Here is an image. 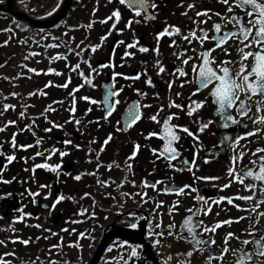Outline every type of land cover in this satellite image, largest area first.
I'll list each match as a JSON object with an SVG mask.
<instances>
[{
    "label": "snow or ice",
    "instance_id": "obj_1",
    "mask_svg": "<svg viewBox=\"0 0 264 264\" xmlns=\"http://www.w3.org/2000/svg\"><path fill=\"white\" fill-rule=\"evenodd\" d=\"M3 0H0L2 3ZM23 2V0H21ZM109 4L114 3L117 7L113 8L109 15H107L104 19L99 20L98 22L101 24H107L111 21V27L108 29L104 36L100 37L101 44L107 39L109 35L115 30L118 33H123L126 30H132L134 24L140 23H148L151 20L157 18L158 9L160 7L157 0H107ZM217 2L224 6L222 11L213 12L211 9H203L196 10L197 6L193 3H188L186 5V10L181 12L182 16H188V10L194 11V18L189 17L191 20L192 27L185 34L181 32V29L175 25H166L162 31H158L156 36L157 45L162 37L168 36L171 37L173 35H179L183 41H186L189 45L193 44V41H196L201 47H203L206 40L215 41V46L213 48L206 49L200 52L197 55H187L188 49H184L180 52H174L173 55L177 60L180 61L181 66L174 68L171 72L166 69L161 59H159V47L152 49V51L156 54V58L152 63L151 70L155 75L161 76L162 74H167L171 77L165 81L167 84V89L171 92L173 85L179 81L180 88H184L186 85H190L189 95L185 97V103H176L174 99L169 98L168 104L165 106L164 104L159 105L155 114L148 117V119L156 124H161V120L158 119L161 112L165 110V107L171 109L176 108L179 109L180 112H184L188 117H193L194 113H198L201 109H203L206 105L212 106L213 118L208 119L207 121L203 119H195L192 122L197 124V128L195 131L190 130L187 125H178L172 124L171 121L175 119H180V112H170L163 119L162 129L160 132H149L147 136H144L145 140H149L152 137H156L164 141L162 149H151L152 154L156 161L161 159L168 161L166 167L172 169L173 171H183V168H177L175 164L172 163L173 159H178L180 156L179 149L176 147V144L181 139L180 133H184L189 137H192L193 140L197 141V147L203 148L202 142L200 141V134L207 132L210 129V126L214 123L219 124L220 128L217 129V133L219 134L217 139V145H213L212 148L217 149V153H219L218 145L223 144L225 141H231V147L233 152L237 147L243 148L240 145L241 140H246L248 137L259 136L261 134L262 129L260 127H254L251 131H245L241 135H236L234 140H231V135H224L220 133V129L226 130L228 133L232 134L235 132V127L239 126L241 121L237 119V116L240 118L248 117L252 121L253 125H264V115H261V111L264 110V0H217ZM98 3V0H97ZM60 3H57L56 6L52 9L51 12H48L47 15L51 16L59 7ZM181 7H184L183 0L181 2ZM98 9L94 8L92 14L95 15V12ZM124 12H127V21L124 24L123 28H117V25L120 23ZM216 16L223 23H214L212 26L213 35H208V30L201 27V25L206 24L212 16ZM201 16L205 17V19H199ZM97 21H92L88 24V27L91 28L93 23ZM224 24H231L233 30L229 32L222 31ZM79 26H77L78 28ZM70 31H75L76 28H69ZM4 31H11L10 29H4ZM67 32L63 35L67 36ZM73 41L75 37L71 38ZM232 40L233 42H238L236 51L239 53V61L236 60H220L218 63L215 57L211 56V53L216 50V48H220L225 55H228V49L223 47V44L227 43L228 40ZM52 41V43H43L40 41ZM5 44L8 41L4 42ZM21 44H27V39H21ZM38 47L41 48H59L61 46L65 47L68 50V53L76 55L80 58V61L87 65L88 71L85 73L83 69H81L80 63L71 66V71L76 72L81 78L82 83L78 84L72 91L68 93L71 99V106L67 109L70 115L69 119L65 121L67 123H75L77 126L81 124L79 119H76L74 116L76 110V93L80 90V88L85 85L96 88L98 85L94 83L95 78L101 75V70L108 68L112 69L111 76L109 81L104 82L102 87L105 89L102 91L100 97H91V96H82L79 99L87 101L89 105L96 106L100 111L101 115L95 120V124L97 127H101L106 125L109 128H112L115 132H126L129 128L138 125V123L143 119L144 113L143 109H147L152 107L151 104L142 103L143 98L148 96V93L142 91L139 88L134 89L136 95L140 98L137 100L128 103L126 107L121 111V100L119 99L120 94L124 91V87L121 86L119 88L115 87L117 82L116 78L120 77L125 80H139L141 75L145 76L146 79L143 81L145 85L150 88H155L156 85L153 82L151 76L148 75L149 69L145 68L143 72L137 71L133 75H126L125 73H118L114 71L116 65L110 59L108 63L99 64L96 68L92 67V64L89 60H84L82 57V53L90 50L92 53L97 51V48L100 47V44H89L87 46L81 47L77 45V49H73L70 47L67 41H64L63 44L60 41V38L51 34L45 33L40 35L39 40H34ZM83 44V41H81ZM116 45H123L125 47V51L121 60L123 61L124 57H134L135 52L127 51V49L137 48L139 45L138 40H134L131 43H125L123 40L116 41ZM169 47H179L175 40H172L169 44ZM245 49H255L253 51H245ZM113 50V56H114ZM138 51L141 53H146L149 51L147 47L139 46ZM193 53H195V48L192 49ZM39 52H29L28 55L24 57V60H28L30 56H38ZM249 58L251 61L249 63ZM55 59H67V56H60L57 54ZM192 62L191 67V78H189V72L185 70L184 66H188L189 62ZM146 63V62H145ZM215 65V67H213ZM3 65H0L2 67ZM67 66V65H66ZM20 67L25 68L27 73L39 74L35 68L28 67L26 64H22ZM48 73H54L56 75H61L62 73L56 72L54 69L49 68ZM27 78L30 79V76H27L26 73L18 74L17 77L12 79L19 78ZM184 78V79H181ZM4 79H10L9 77H4ZM71 82L70 77L63 84L53 85L51 81L45 84V88L50 86L67 88L68 84ZM108 84H111L112 87L108 88ZM207 90V94L204 99H192V97L197 96L202 91ZM241 94H243L244 99H241ZM11 97L15 98L20 96V93L11 92L9 94ZM44 96L47 95L45 92H41L39 90L29 92L28 96ZM156 98H159V93H156ZM182 95L181 92L177 91L175 93L176 97H180ZM253 96H257L260 99L256 101L255 114L253 116H248V113L252 111V109L248 105V101L252 99ZM8 97H5L7 99ZM54 104H63L64 101H53ZM31 105L24 104V109L30 107ZM4 111H8L9 109L15 110V105L3 104L0 106ZM235 109L236 116L233 115L232 110ZM49 111H55L54 108L46 107L44 113L45 120H47L46 113ZM93 108L88 107L85 111V115L88 112H92ZM2 114V113H0ZM20 117L23 118L26 115L25 111H21L19 113ZM15 121H8L7 124H15ZM35 120H33V124ZM51 124V127H46L44 129L45 132H51L53 129H62L64 124L57 123L55 121H48ZM89 123H93V121H89ZM7 125H5V128ZM31 127V126H26ZM243 127L247 128L248 125H243ZM5 130L4 128H0V131ZM79 130V127L77 128ZM23 131V129L21 130ZM143 135V133H141ZM113 133L111 131L106 133L105 139L99 145V151L95 154V166L93 171L77 174L72 177L76 181H80L82 179V175H91L96 176L99 173V170L102 167H106L108 171H111L113 167L119 168L120 165L116 164L115 161L104 165L100 161V155L106 149L108 143L112 140ZM10 144L13 150L17 149H27L32 147V145H17L16 143V133H13L10 141H6ZM41 140H37L36 144L39 145ZM61 143L64 145H72L74 148L79 149V144H73V142L69 139L63 140ZM90 143H97L95 139L90 141ZM212 148H209L208 151L210 153L209 156L205 157V163L209 162L212 154ZM3 145L0 144V157L5 161L4 163H0V183L2 184H11L13 181H16V177L13 176L11 179H4L3 171L4 169L11 164L15 159V151L12 154H7L3 150ZM140 149V144L133 143L131 149V155L126 157L125 160V168L128 171H131L132 165L129 161L135 159ZM48 155L45 157V162L41 164H34L32 169L25 168L24 171H31L33 174L35 169L43 168L45 170L55 172L59 175V169L62 166V158L67 155L66 151H62L55 147H52L50 150H45ZM93 152L92 148H88L89 159L88 163H92L91 153ZM59 154L61 157L60 164H49L47 161L56 154ZM251 155L254 159L249 160V164L252 167L245 166L242 170H237L236 165L243 162V159L246 155ZM198 153H194L193 161L191 162L193 165L195 163V155ZM43 152H36L35 156L32 159H35L36 156H43ZM218 158V155L217 157ZM25 162L27 161V158ZM184 164H187L188 161H181ZM231 166L228 169L229 183L222 186L223 188L230 187L233 182L241 184L245 191L251 193L250 195H237L235 197H220L218 201H213V203H219L221 201H227L228 204H233V201L236 199L249 201L251 202L247 208H241L240 205H233L238 208L240 211L246 212V216L237 217L235 220L228 219L224 221H219L215 225L207 226L204 224V221L199 219L201 214L207 215V209L202 207H197L195 204L193 207L187 208L186 211L190 214L188 215L183 223L180 225L181 231L175 232L176 225L174 222H170L167 225V235L169 237H174L176 240H184L193 245L192 249L183 253L186 257H193L194 253L199 252L203 257L202 264H213V262H217V264H224L225 257L231 256L233 258L234 264H264V224L261 223L264 220V146L258 145L255 149H246L235 153L230 160ZM156 169L154 168L153 171ZM191 171V168H189ZM66 175H70L69 173H65ZM194 175V174H193ZM194 179L208 181V180H218L219 177H209L207 175L195 177ZM245 180H249V183H244ZM20 183H24L25 181H19ZM127 181H121L120 184H117L116 187L120 188ZM132 186L135 188L136 181H131ZM163 180L156 181H141V185L145 188H152L155 190L157 185H164ZM96 184L99 188L108 189L115 181L111 179H98ZM50 188V185L40 184L39 189H47ZM221 189V190H222ZM187 190V191H186ZM162 191L165 193H174L176 195H184L190 196L196 202L207 203L204 197L200 195H192V193H197V188L191 184L183 185L182 187L176 188L173 185H166L162 188ZM257 192L259 193V198L257 199ZM40 191H32L31 188H26L23 193L20 195L28 196L33 198L32 203H36L35 197L40 196ZM51 195L49 191L45 194L44 199H47ZM123 197L128 199H134L136 196L140 197L138 203L143 204L148 201L145 199L147 193L146 192H123L121 194ZM12 196V193H0V200L9 198ZM82 198H92V193L85 192ZM104 198L116 201V206L123 211L125 208V203L123 200L117 199V197L112 196L107 191L104 193ZM65 197L60 194L58 195L51 205H45L49 212L54 211L56 209L57 204H59ZM163 202L156 204V207L159 208ZM179 201L173 207L178 211ZM96 201L93 198L92 211H89L87 208H82L80 211L76 213L77 216L81 217H91L92 219L97 218V213L95 211ZM14 212L18 213L17 216L12 218L11 224H15L17 222L25 223L26 226V218H30L32 213L25 212L24 206L17 207L13 209ZM128 215L132 218L129 221L128 226L131 228H136L137 224L135 223V213L129 211ZM171 217L172 213L169 212ZM107 219V217H105ZM242 220H247V225L243 227L241 233L237 235L235 232L229 231L223 238L222 245H217V241L215 239V234L217 228H220L222 225H231L232 223H239ZM82 220H74L72 223H82ZM10 224V226H11ZM34 227L40 228L41 225L36 224L32 225ZM162 228V222L156 223L154 226H150L148 230V236L152 237L151 247L163 248L165 245L162 243V238L165 236V232L163 230H159ZM12 231L15 233L16 229L12 228ZM46 232H51L50 229H44ZM62 232H67L68 229H61ZM75 229H72V232H75ZM94 231V229L92 230ZM206 233H212L208 239H201L200 237ZM51 235L56 236L57 233L52 232ZM190 238V239H189ZM36 239H40V237H36ZM44 239H48L47 236ZM80 239H95L93 236L86 234V232H80L78 234V240L76 242L69 243L67 247L69 248H77L83 249V245L79 243ZM60 243L51 245L48 249V264H56V261L51 259L52 250H59L64 247L63 245V237H60ZM230 241H236L238 243V247H231ZM31 242V237L28 239H24L21 236H13L12 238H6L5 240H0V246L7 247L8 243L12 244H22L24 246H28ZM203 245L204 247H200ZM169 249L172 248V243L169 242L167 245ZM213 246L217 247V251H213ZM91 247V245H89ZM115 248L123 249V253L118 254L117 256L111 257V260L115 262V264H129V261L133 259L140 258L139 249L142 247L141 245H130L127 241L117 242L113 245ZM113 247L108 249L109 252L113 250ZM177 255H181V253H177ZM15 251H5L0 253V264H13V260L10 259L15 257ZM39 260V257L36 258ZM78 264H84L82 254L77 257ZM174 261L173 255L169 254L167 256H162L161 264H170V262ZM67 264V262H65ZM178 264V262H176Z\"/></svg>",
    "mask_w": 264,
    "mask_h": 264
},
{
    "label": "flooded vegetation",
    "instance_id": "obj_2",
    "mask_svg": "<svg viewBox=\"0 0 264 264\" xmlns=\"http://www.w3.org/2000/svg\"><path fill=\"white\" fill-rule=\"evenodd\" d=\"M160 7L158 9L157 18L151 20L148 23H140L134 24L132 30H126L123 33H118L115 30L111 35L107 37V39L100 45L97 52L101 58H97L95 60V64L91 62L92 67L96 68L99 64L108 63L111 59L113 63H115L116 67L114 71L118 73H125L126 75H133L137 71L143 72L145 68L149 69L148 75L152 77L153 82L155 83V88H150L143 83L146 79L145 76L141 75L139 80H125L123 78L117 77L115 87L119 88L121 86L124 87V91L120 94L119 99L121 100V111L123 108L127 106L128 103H131L134 100L140 99L134 89L139 88L142 91L148 93V96L143 98L142 103L151 104L152 107L143 109V119L138 123V125L129 128L126 132H115L112 128L107 127L106 125L97 127L95 124V120L101 115V111L94 105H89L87 101L79 99L82 96H91V97H100L104 88H102V81H109L111 76L112 69L105 68L101 70V75L95 78L94 83L98 85L96 88H91L87 85L80 88V90L76 93L77 101H76V110L74 116L76 119L81 121V124L77 126L75 123H67L65 121L69 119V116L72 115L67 110L71 106V100L69 98H65L69 96L68 93L72 91L78 84L82 83L81 78L78 74L77 76L73 75L70 77L71 82L68 84L67 88H61L56 97L57 101H64L63 104H53L49 105L51 108H54L55 111H49L46 113L47 120H45L44 115H41V123L40 129L38 133V137L41 139V150L43 151L45 158L48 153L45 150H50L52 147L60 149L62 151H66L68 154L65 155L68 159H77L78 157L82 160L89 159L88 148H92L93 152L91 153L92 163L90 164V172L93 171L95 166V154L99 151L100 143L105 139L106 133L111 131L113 133L112 140L106 146V149L100 155V161L104 165L112 163L115 161L116 164H119L120 167H113L111 171H108L106 167H102L99 170V173L93 177V182H96L98 179H111L115 181L108 189H105L103 194H99L97 191L93 190L92 198H89V202H93V198L96 201V209L102 208L104 211V217H107L106 222L113 217L118 210H120L116 206V201L104 198V193L107 191L112 196L117 197L119 200H123L125 203L124 210L128 208L138 207L142 209H146L149 211L152 217V226L156 223L162 222V228L159 230H163L165 232V236L162 238V243H164L163 248L156 247L154 248L156 251L157 257L160 259L162 256H167L169 254L173 255L174 261L170 262V264H202L203 257L199 252L194 253L193 257L188 258L183 253L191 250L193 245L184 240H176L174 237H169L167 235V225L170 222H174L176 225L175 232H180V225L183 223L184 219L190 215L186 209L193 207L195 204L197 207H202L207 209V215L201 214L199 219L204 221V224L207 226L215 225L219 221H224L228 219L235 220L237 217L246 216L247 213L240 211L233 205H240L241 208H247L251 202L236 199L233 201V204H228L227 201H221L219 203H213V201H218L220 197H235L237 195H250L251 193L244 190L241 184L233 182L230 187L223 188L222 186L229 183L228 169L231 166L230 160L231 157L238 153L239 151L246 149H255L258 145L264 146V125H253L252 121L248 119V117L240 118L237 116V119H240L241 123L239 126L235 127V132L230 134L224 129H220V133L224 135H231V140L235 139L236 135H241L245 131H251L254 127H260L262 129L261 134L259 136L248 137L246 140H241L240 145L243 146L237 147L235 153L231 147V141H225L223 144L218 145L219 153H217L216 148H212L213 145H217V139L219 134L217 133V129L220 128L219 124L214 123L210 126V129L200 134V141L202 142L203 148L197 147V141L193 140L192 137L187 136L184 133H180L181 139L176 144V147L179 149L180 156L178 159H173L172 163L176 165L177 168H183V171H173L170 168H167L166 165L168 161L163 159L156 161L151 149H162L164 141L157 139L156 137H152L149 140H145L144 136H147L149 132H160L162 129L163 119L170 112H180L179 109L176 108H167L160 113L158 119L161 120V124H156L148 119L149 116L156 113L159 105L164 104L165 106L168 104L169 98L171 97L176 101V103H185V97L189 95L190 85H186L183 89L179 86V81L173 85L171 92L167 89L166 80L171 79V77L167 74H162L161 76H157L151 70L152 63L156 58V54L152 51V49L159 47V59L163 62L166 69L171 72L174 68L180 67L181 63L176 57L173 55L174 52H180L184 49H188L187 55H197L200 52L213 48L215 46V41L206 40L203 47H201L196 41H193L192 45H189L186 41H183L179 35H173L171 37L165 36L162 37L157 45L155 34L158 31H162L166 25H175L181 29L182 33H187L190 28L195 27L192 25L189 17L194 18V11L188 10V16H182L181 12L186 10V5L188 3H195L197 8L196 10H203L205 8L211 9L213 12L222 11L223 7L220 5L217 0H183L184 7H181L182 0H157ZM114 6H111L107 12V15L110 14L111 10L117 5L115 2ZM79 8L76 9L74 14H72L69 19L65 22L64 26H61L59 29V38L61 43L67 41L71 48L74 49L73 43L75 42V47L80 45L81 47L87 46L89 44H95L100 40L94 41H85L84 38L78 39V32L70 31L69 28L73 27L70 25L69 20L79 23L77 12ZM85 10H82L84 12ZM88 11V14L86 12ZM85 17L89 16V8H87ZM127 12H124L123 17L120 23L117 25V28H123L124 24L127 21ZM77 17V18H76ZM199 19L203 20L205 17L201 16ZM84 32H81V35L84 37H92L91 29H89L88 24H84ZM214 23H223L219 20L218 17L212 16L211 19L201 27L208 30V35L212 36V26ZM68 31H66L63 27H65ZM111 27V21L107 23L105 32ZM92 28H100L99 23L96 27L92 25ZM83 30V28H82ZM231 24H224L222 31L229 32L232 31ZM67 32L66 39H63L62 32ZM90 32V33H89ZM89 33V34H88ZM106 34V33H105ZM117 36L118 40H123L126 44L131 43L134 40L139 41V45L134 49H127V51L135 52L134 57H124L123 61L121 57L123 56L124 51L126 50L123 45H116V41L114 42V47L112 48L111 44L113 41V37ZM75 37L73 41L71 38ZM172 40H175L179 47H169V44ZM83 41V44H81ZM139 46H144L149 49L146 53H141L138 51ZM238 42H233L231 39L228 40L227 43L223 44L224 48H227L228 55H225L224 52L221 51L220 48H216L215 51L211 53L212 57L216 58L217 63L220 60H236L239 61V53L236 51ZM63 47V46H62ZM65 48V47H64ZM195 48V53H193L192 49ZM113 50L114 56H113ZM255 49H245V51H253ZM74 57V56H73ZM84 60H88V58L84 57ZM75 58L72 59V63H69L70 67L74 66ZM251 58H249V63ZM146 62V63H145ZM191 61L188 66H184L185 70L189 72V78H191ZM215 67V65H213ZM85 73H87L88 68L87 65L83 67ZM76 73V72H73ZM69 77L63 78V81L60 84L65 83ZM184 79V78H181ZM111 84H108V88H111ZM105 90V89H104ZM179 91L182 93L180 97H176L175 93ZM156 93H159V98H156ZM207 94V90L202 91L197 96L192 97V99H204ZM241 99H244L243 94H241ZM260 98L257 96H253L251 100L247 103L249 107L252 109L248 113V116H253L255 114L256 101ZM47 104H43V109L40 114L44 113ZM88 107H92L93 111L88 112L85 115V111ZM234 116H236L235 109L232 110ZM261 115H264V110L261 111ZM213 118V111L211 105H206L203 109H201L198 113H194L193 117H188L184 112H180V119H173L171 121L172 124L178 125H187L190 130L195 131L197 128V124L192 121L195 119H203L207 121L208 119ZM48 121H55L60 124H64L62 129H53L51 132H45L44 129L46 127H51V124ZM89 121H93V123H89ZM248 125L247 128L243 127V125ZM79 127V130L77 128ZM143 133V135H141ZM59 136V137H58ZM69 139L73 142V144H79L80 148L76 149L72 145H64L61 143L63 140ZM93 139L96 140L97 143L92 144L90 141ZM30 140V139H29ZM138 143L140 144V149L138 151L135 159L129 161L131 163L132 168L131 171H128L125 168V160L126 157L131 155L132 144ZM27 145H32V142L27 143ZM7 146V147H6ZM30 148V147H29ZM209 148H212L211 158L208 163H205V157L209 156L210 153L208 151ZM7 154H12L13 150L9 143L5 145V148L2 149ZM20 155L16 156V159L9 164L3 171L4 179H11L15 176L17 179L13 181L11 184H2L0 183V193H12V196L3 200H0V235H51L52 232L57 233V235L61 234V229L68 223V219L66 217V206H69L70 197L69 195L78 193V187H72L71 190L67 189L68 185H70L71 174L73 173V164L71 161L67 160L65 163L70 162L71 170L69 172L70 175H66L64 173L63 168L59 169V175L55 172H51L45 170L43 168L35 169L34 174L31 171H24L25 168L32 169V158L30 152L25 151L23 153L17 152ZM194 153H198L195 155V163L194 165L191 163L193 161ZM28 155V157H26ZM35 155V153H33ZM218 155V158H216ZM27 161L25 162V159ZM61 157L57 153L53 155L49 160V164H60ZM59 159V160H58ZM254 159L249 155H246L243 159V162L236 165L237 170H242L247 167H252L249 164V160ZM64 160V159H62ZM188 161L187 164L182 163L181 161ZM3 158H0V163H4ZM156 169L153 171V169ZM191 168V171H189ZM195 177L207 175L209 177H219L218 180H208L202 181L194 179ZM91 176V175H89ZM156 181L163 180L164 185H157V188L153 190L152 188H145L141 185V181ZM136 181V187L132 186L131 181ZM19 181H25L24 183H20ZM121 181H127L123 184L122 187L117 188L116 185L120 184ZM249 180H245L244 183H249ZM40 184L50 185V188L47 189H39ZM191 184L197 188V193H192V195H200L205 198L207 203L196 202L191 199L190 196L184 195H176L174 193H165L162 191V188L166 185H173L176 188L182 187L183 185ZM55 186L60 188V191L57 192ZM26 188H31L32 191H40V196L35 197L36 203H32L33 198L28 196H21L20 194L24 192ZM222 189V190H221ZM51 192V195L44 199L45 194ZM187 191V190H186ZM123 192H146L147 195L145 199L148 201L147 203L140 204L138 201L140 200L139 196H136L134 199H128L123 197L121 194ZM96 193L97 195H95ZM62 194L65 199L62 200L59 204H57L56 209L54 211L49 212L45 205H51L53 200ZM76 198L78 201V197ZM259 198V193L257 192V199ZM163 202L159 208L156 207V204ZM179 201V210L177 211L173 206L177 204ZM24 206L25 212L32 213L30 218H26V223L29 226H26L25 223L17 222L15 224H11L12 218L17 216L18 213L14 212L13 209L17 207ZM92 207V206H91ZM116 209H115V208ZM115 209V210H114ZM171 211L172 215L170 217L169 212ZM98 216V215H97ZM247 220H242L239 223H232L231 225H222L220 228H217L215 239L217 241V245H222L224 236L229 232H235L239 235L244 226L247 225ZM264 224V220L261 221ZM11 224V226H10ZM39 224L40 228L34 227L32 225ZM12 228H15V233L12 231ZM44 229H50L51 232H46ZM212 236V233H206L202 235L201 239H208ZM152 241V237H150ZM190 239V238H189ZM169 242L172 243V248L169 249L167 246ZM231 247H238V243L236 241H230ZM200 247H204L201 245ZM217 247L213 246V251H217ZM124 251V250H123ZM177 253H181V255H177ZM151 264V263H148ZM213 264H217V262H213ZM224 264H234L233 258L229 255L225 257Z\"/></svg>",
    "mask_w": 264,
    "mask_h": 264
},
{
    "label": "rangeland",
    "instance_id": "obj_3",
    "mask_svg": "<svg viewBox=\"0 0 264 264\" xmlns=\"http://www.w3.org/2000/svg\"><path fill=\"white\" fill-rule=\"evenodd\" d=\"M24 2H27L31 7H40L39 4L42 0H23ZM106 4L102 0H92L89 3H80V13L78 16L82 18V21H85L87 23L92 22L91 19L98 18L99 20H102L105 18V9L104 5ZM87 8H89V16H84L85 12L87 11ZM98 9L95 12V15L92 14L93 9ZM82 10H85L82 12ZM34 11H37L36 8H34ZM33 11V12H34ZM35 13V12H34ZM88 14V11L86 12ZM4 29H10L11 31H4ZM102 32V31H101ZM102 35L99 34L96 36L93 34L92 37L85 39V41H97L100 39ZM29 33L26 29L20 26H12L11 19L5 16H0V65H3L0 67V106L3 104H9V105H15L16 108L13 112L9 109L8 111H4L2 107H0V127H3L5 130L0 131V144L2 143L3 147L5 148L6 141H9V137L13 135L12 131L16 130H22L25 132V134L28 133L29 128L26 126H29L31 122L28 120V118L25 117L21 118L19 113L21 111L20 107H23L24 104L31 103L33 104V107L27 108V115L28 113H38L42 111V103L47 102L48 100L55 99L51 98L53 96H57L59 92V87L50 86L48 89H46V93H48L47 99H44V96L38 97L33 96L29 97L27 96L29 92L35 91V90H45V84H47L49 81L52 82L53 85H59L61 81V76L56 75L54 73H48V69L52 68L56 72H60L66 74V62L67 60L64 59H55L57 54L60 56L65 51L64 47H59L55 49H45L38 47L35 43H33L34 40L40 39V34L36 33L34 35V38H28ZM21 39H27V44H21ZM29 39L31 41H29ZM79 40L82 39L81 37L78 38ZM8 41L7 44L4 42ZM50 41V40H49ZM41 44L44 43V41H40ZM73 47H75V42L73 43ZM29 52H39L40 55L38 56H30L28 60H24V57L29 54ZM92 53V52H91ZM73 55V54H71ZM22 64H26L28 67L35 68L39 74H33V73H27L25 68L20 67ZM81 67H83L81 65ZM26 73L27 76H30V79L27 78H19V79H12L14 77H17L18 74H24ZM4 77H9L10 79H4ZM11 92H18L21 95L18 97H10L9 94ZM5 97H8L5 99ZM13 115V116H12ZM9 118V119H8ZM13 119L14 121L18 122V125H12L7 126L5 128L6 122L10 119ZM19 128H15V127ZM32 132H36V129L34 128ZM30 133V132H29ZM27 136V135H26ZM24 139V140H23ZM26 138H20L18 142L26 141ZM20 152L22 150H19ZM23 153V152H21ZM32 153H30L31 155ZM28 157V155L26 156ZM31 157H33L31 155ZM40 157L36 156L35 159H33L32 164L35 162H39ZM76 163V167L74 165V171H73V177L78 173V169L81 167L80 164ZM86 167H89L86 165ZM87 171L88 168H87ZM83 182H75V185L79 187V193L81 196L85 192H90L91 188L87 187V185L84 183L86 180L84 178V175L82 176ZM91 193V192H90ZM97 195L96 193H94ZM89 198H84V200L81 201L82 204L79 205V211L82 208H87L89 211H92V204L93 202H88ZM82 206V207H81ZM78 207V206H76ZM76 207L73 208V210L76 209ZM102 209V208H101ZM76 211H71L69 215L74 214V219L70 220L65 228L68 229L67 232H62L61 235H18L23 237L24 239H28L31 237V242L28 246H24L22 244L16 243H8L7 247L0 246V249H9V251H15L16 256L12 257L10 259L13 260V264H17L19 260V256H30L33 257L34 262L31 264H48V249L51 247V245L60 243V237H63V245L64 247L62 249L52 250V257L51 259L56 261V264H64L67 262L68 264H71L73 261L77 260V257L82 254L83 261L86 263L91 256V253L93 251V247L95 246L97 242V238L99 237L101 230L105 224V217H104V211L102 209V212H100L96 219H92L91 217H81L77 216ZM95 211L97 212L98 209L95 208ZM74 220H82V223H72ZM72 229H75V232H72ZM94 229V231H92ZM80 232H86V234H89L93 236L95 239H80L79 243H81L84 247L83 249H77L75 247L69 248L67 245L72 242H76L78 240V234ZM6 235H3V237ZM12 238L16 235H7ZM47 236L48 239H44V237ZM2 237V240H3ZM36 237H40V239H36ZM91 245V247H89ZM12 247V248H11ZM39 257V260L36 258ZM111 258V256H110ZM104 264H112V263H104Z\"/></svg>",
    "mask_w": 264,
    "mask_h": 264
},
{
    "label": "water",
    "instance_id": "obj_4",
    "mask_svg": "<svg viewBox=\"0 0 264 264\" xmlns=\"http://www.w3.org/2000/svg\"><path fill=\"white\" fill-rule=\"evenodd\" d=\"M73 0H63L59 9L46 19H33L26 14L18 5L16 0H4L0 3V12L10 14L17 18L20 22L32 27L33 29L50 28L58 24L65 18L71 9ZM135 213L136 228L128 226L132 219L128 213H120L115 219L104 229L103 235L98 243L97 248L89 262V264H99L105 252L117 242L127 241L131 245H141L139 249L140 258L129 261V264H145L147 259H155L150 245L147 241L148 229L150 226V218L148 214L140 210H130ZM127 216V219H123Z\"/></svg>",
    "mask_w": 264,
    "mask_h": 264
}]
</instances>
